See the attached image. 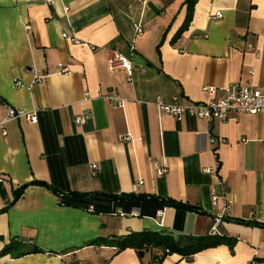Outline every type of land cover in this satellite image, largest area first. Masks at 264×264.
Masks as SVG:
<instances>
[{
	"label": "crops",
	"instance_id": "0c3cea01",
	"mask_svg": "<svg viewBox=\"0 0 264 264\" xmlns=\"http://www.w3.org/2000/svg\"><path fill=\"white\" fill-rule=\"evenodd\" d=\"M216 11L220 18L211 17ZM185 14V0H0V122L10 107L38 118L0 125V250L10 240L41 249L0 255V264H151L149 252L140 259L107 242L150 230L196 243L224 202L218 234L236 238L232 248L222 243L189 259L172 253L163 264H264L255 260L264 257V112L178 120L154 104L211 98L204 87L219 98L235 82L264 92V0H197L173 41ZM107 47L130 58L131 74L108 68ZM85 110L91 117L76 125ZM127 133L133 140H122Z\"/></svg>",
	"mask_w": 264,
	"mask_h": 264
},
{
	"label": "built area",
	"instance_id": "2783aa9c",
	"mask_svg": "<svg viewBox=\"0 0 264 264\" xmlns=\"http://www.w3.org/2000/svg\"><path fill=\"white\" fill-rule=\"evenodd\" d=\"M51 1V0H50ZM222 12L216 11L212 14V18H220ZM133 27L137 34L142 32V24L140 21H133ZM62 37L70 40L76 44H84L78 38L69 35L67 32H62ZM92 50L97 49L91 45ZM107 66L110 70H126L129 74L132 72V63L128 56L123 54L120 50L114 47H107ZM60 71L66 72L67 68L59 64ZM36 78V76H34ZM211 98L206 100H193L186 99L184 102H179L178 97L174 96L171 102H165L161 98L155 100L154 104L157 109L162 113L172 115L176 119H182L184 115H193L204 121H210L214 119L226 120L231 112H246L249 114H256L258 112H264V92L257 89L252 83H240L235 82L227 85L223 89V95L219 98H213L212 96L216 92L214 87H204ZM85 96H89L88 93ZM115 106H123L124 99L120 98L116 94H105ZM91 117V112L88 110L82 111L79 115L74 118L76 125H83ZM13 118H24L30 123H36L37 112L35 109L25 110L22 108H8L6 118L0 122L2 125L4 122ZM6 134V131H3ZM139 136L138 140H141ZM122 140L130 141L133 140L132 136L127 133L122 137ZM92 174H95L98 170V164L91 162L89 164ZM156 174L161 175L164 172V166L162 164H155ZM205 173H215V167H207L203 170ZM4 180L0 176V181ZM141 181H138V185ZM220 200L219 195H212L210 198L211 206L217 205ZM229 208V203L224 202L221 212L214 217L213 224L210 227V234H218V228L225 217V213Z\"/></svg>",
	"mask_w": 264,
	"mask_h": 264
},
{
	"label": "trees",
	"instance_id": "16d2710c",
	"mask_svg": "<svg viewBox=\"0 0 264 264\" xmlns=\"http://www.w3.org/2000/svg\"><path fill=\"white\" fill-rule=\"evenodd\" d=\"M197 0H185L186 5V14L182 25L179 27L172 40H176L181 33L188 27L190 20L192 18L193 7ZM37 183H43L41 181H34ZM20 187L15 191V198H17L22 189ZM126 197V196H122ZM129 198L141 199L144 201L155 202L161 206H173L175 208L183 209H192L189 204L176 201L171 198H159L150 194L144 193H133ZM241 223H246L244 220H238ZM236 238L221 234H207L200 236L196 243L189 245H180L177 241L168 233H162L160 231H150V230H141V231H131L128 234L115 237L114 240L107 242L108 245H112L116 248V251H120L127 247L133 248L138 256L142 258L146 252L150 253V262L151 264H163V259L168 254L178 253L184 258H191L194 254L216 245L226 243L230 248L235 243ZM22 242L17 240H10L5 244L1 250L0 255L11 254L13 256H21L26 253L31 252H41V249L37 246H34L30 249H22ZM258 262H264L263 258H256Z\"/></svg>",
	"mask_w": 264,
	"mask_h": 264
}]
</instances>
